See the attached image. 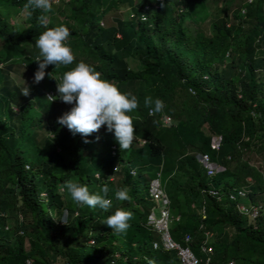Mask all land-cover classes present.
Wrapping results in <instances>:
<instances>
[{
    "label": "trees",
    "instance_id": "trees-1",
    "mask_svg": "<svg viewBox=\"0 0 264 264\" xmlns=\"http://www.w3.org/2000/svg\"><path fill=\"white\" fill-rule=\"evenodd\" d=\"M207 1L228 0H63L46 19L41 9L25 8L27 0H0V264H176L173 251L153 247L157 236L145 226L154 206L149 183L158 173L178 217L170 225L176 242L185 244L189 234L191 250L201 256L211 232L210 264H264V210L249 220L226 196L218 201L202 192L242 188L253 204L264 192V162L260 169L251 162L264 160V0L233 10L217 5L208 27L195 19V7ZM121 4L130 17L102 26ZM58 25L69 31L73 63L46 68L28 98L21 92L29 87L11 73L20 61L35 71L36 37ZM77 62L135 96L127 150L104 126L82 137L57 124L71 105L56 98L55 85ZM146 98L163 101L161 112L150 113ZM30 109L39 115L27 120ZM212 135L222 137L218 149L210 146ZM197 152L224 169L208 177ZM66 180L96 193L107 184L112 208L76 205L60 190ZM117 189L127 199L115 200ZM116 208L131 214L119 234L103 223ZM9 216L13 229L6 228Z\"/></svg>",
    "mask_w": 264,
    "mask_h": 264
},
{
    "label": "clouds",
    "instance_id": "clouds-1",
    "mask_svg": "<svg viewBox=\"0 0 264 264\" xmlns=\"http://www.w3.org/2000/svg\"><path fill=\"white\" fill-rule=\"evenodd\" d=\"M25 8H38L47 12L50 10V0H27ZM68 36L69 31L64 25L46 27L38 34L34 44L38 50V55L33 60L37 63L33 73L34 82H39L45 77V68L48 65L59 67L73 63L74 55L67 44ZM55 87L56 98L71 105L67 112L57 117L58 125L65 127L71 134H80L82 137L104 126L106 132L112 133L120 150H127L130 147L134 140V127L129 113L137 108L135 96L121 92L84 62H77L73 67L63 71ZM21 94L27 95L28 88L23 87ZM150 103L152 105L149 108L150 113H159L164 107L163 101L159 98L144 100L146 106ZM60 190L78 206L101 210L112 208L113 199L108 198L107 184L101 185L99 192L96 193L89 192L86 186L74 180H66L60 186ZM112 197L117 201L127 199L124 189L115 190ZM130 215L129 211L116 208L104 218L103 223L114 233H123L129 226Z\"/></svg>",
    "mask_w": 264,
    "mask_h": 264
},
{
    "label": "built area",
    "instance_id": "built-area-1",
    "mask_svg": "<svg viewBox=\"0 0 264 264\" xmlns=\"http://www.w3.org/2000/svg\"><path fill=\"white\" fill-rule=\"evenodd\" d=\"M155 1L158 3L162 2V0ZM145 10H149V6H146ZM142 19H144V17H142ZM46 96L49 100L53 99L52 94L49 92L46 93ZM163 123L165 125L171 123L170 117L164 116ZM221 140V135H212L210 139L211 148L218 149ZM195 157L204 168L205 173L208 177H212L216 173L224 169L220 165L212 162L209 156L204 153L197 152L195 154ZM202 192L211 197H214L218 201H220L223 196H226L228 200L235 202L237 211L243 216H246L249 220L256 219L261 211V206L251 203L248 199L247 191L242 188L233 191H224L211 186L203 189ZM149 198L154 202V206L150 209L147 215L145 226L147 229L154 232L158 236V239L153 242V247L155 249L161 247L165 251H173L178 259V262L176 264H201V259L193 253L189 246V242L191 241V237L189 234H185L182 239L185 244L176 242L170 234V224L172 222V216L170 213V201L162 186L159 173L156 177L150 180ZM202 217L205 218L204 207H202ZM175 219L177 220L178 217H176ZM211 238L212 233L206 232L204 239L200 244V252L205 257L204 264L211 263V256L213 252V248L210 244ZM225 264L234 263L227 262Z\"/></svg>",
    "mask_w": 264,
    "mask_h": 264
},
{
    "label": "rangeland",
    "instance_id": "rangeland-1",
    "mask_svg": "<svg viewBox=\"0 0 264 264\" xmlns=\"http://www.w3.org/2000/svg\"><path fill=\"white\" fill-rule=\"evenodd\" d=\"M58 1H63V0H50V10L47 12L41 10L45 19H46L47 15H49L50 13L56 14L57 11L53 7H55L57 5ZM244 1L245 0H228L227 2H221L220 4H218L215 1H207L203 6L198 5L195 7L196 11H197V16L195 19L198 22H207L205 24L208 27L209 26L208 21H210L211 17H212L211 13H213V11L217 5H220L222 7H229L230 10H233L236 7H238L239 5H241ZM130 15H131V13H130L128 6L126 4H121V5H119V7L117 9H112V10L108 11L107 14H105L103 16V18L101 19V25L105 26V27L109 26V25H113L115 18L128 19L130 17ZM15 18H17V20H16L17 22H23L24 15L23 14H19V15L17 14V16ZM185 24H187L192 30L195 29V25L193 23L189 22V18L187 16L185 19ZM32 48H34L33 50L37 51L34 44H33ZM130 61H131V63L135 64L134 66L137 65V63L135 62L134 59H132ZM23 63H24L23 61L22 62L20 61V63L17 64V68L15 69V71H13L11 73V75L16 79V81H18L17 83L19 85L29 87L27 97L30 98L31 97L30 96L31 95L30 90H33L34 88L36 89V87L38 86V82L33 81V73L34 72H32L31 70H28V68ZM48 67H51V66L48 65L46 68H48ZM63 67L64 66H61L58 68H63ZM46 68H45V70H46ZM13 108H14V110H17L16 107H13ZM27 114H28L27 120H30L33 116H38L39 112H37L35 109L34 110L30 109ZM69 142H70V144H74L75 138L72 137L69 140ZM62 155L64 158L67 157V155L65 153H62ZM251 159H252L251 162L254 163V165L260 169L264 160L261 158H256L255 156H252ZM254 201H256L257 202L256 204L260 205L261 209L264 210V192L257 194L255 196ZM246 202H247V200H246ZM172 215L175 218L177 216L175 211H172ZM15 220L16 219L13 216L7 217L6 228L13 229L14 225H15ZM198 257L202 261L201 264H204V259H205L204 255L201 253V256H198Z\"/></svg>",
    "mask_w": 264,
    "mask_h": 264
}]
</instances>
